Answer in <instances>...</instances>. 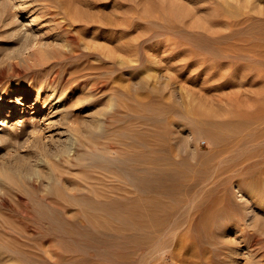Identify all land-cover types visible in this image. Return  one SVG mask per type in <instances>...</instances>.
<instances>
[{"label":"rangeland","instance_id":"rangeland-1","mask_svg":"<svg viewBox=\"0 0 264 264\" xmlns=\"http://www.w3.org/2000/svg\"><path fill=\"white\" fill-rule=\"evenodd\" d=\"M142 155L160 162L123 180ZM76 180L99 196L65 217L92 214L119 264H264V0H0L2 247L81 264L69 239L21 228L26 200L47 210L40 196Z\"/></svg>","mask_w":264,"mask_h":264},{"label":"bare ground","instance_id":"bare-ground-1","mask_svg":"<svg viewBox=\"0 0 264 264\" xmlns=\"http://www.w3.org/2000/svg\"><path fill=\"white\" fill-rule=\"evenodd\" d=\"M236 3H239V2H236ZM224 14V13H223ZM233 14V13H232ZM233 21V20H232ZM241 22V20L240 21H238V22H235L234 23V26H235V24H239ZM245 22V21H244ZM253 29V28H252ZM233 31V30H232ZM232 31H230V32H228V33H226V34H223L222 36L224 37V44L227 42V40H228V38H229V36L232 34ZM231 33V34H230ZM220 35V34H219ZM218 35V36H219ZM263 35V34H262ZM216 37V36H215ZM221 37V36H220ZM223 37H222V40H223ZM226 37V38H225ZM179 38H181V37H179ZM257 38V37H256ZM243 39V41H244V38H242ZM248 39L249 38H246L245 40L246 41H244V42H248ZM218 41V40H217ZM216 41V43H219V42H217ZM220 41V40H219ZM235 41V40H234ZM104 44V43H103ZM106 44V43H105ZM188 45L187 46H189L188 47V49H189V53L190 54H192L191 53V50H193V49H191V47L193 46L192 45V42H189V43H187ZM197 44V43H196ZM222 42L220 41V46L222 47ZM231 44H233V43H231ZM219 45V44H218ZM227 46V45H226ZM225 45H223V48L225 47V48H228V47H226ZM229 46V45H228ZM261 46V45H260ZM186 47V46H185ZM199 47V46H198ZM203 47V46H202ZM201 47V48H202ZM187 48V47H186ZM197 48V47H196ZM222 48V49H223ZM258 48V47H257ZM147 49V48H146ZM198 49H200V48H198ZM217 49L218 48H216V51H217ZM221 49V48H220ZM251 49V48H250ZM249 49V50H250ZM188 51V50H187ZM186 51V52H187ZM218 51H219V49H218ZM217 51V52H218ZM224 53H222V54H224V55H226L225 53H227V51H224V50H222ZM236 51H237V49H236ZM217 52H215V53H217ZM220 53H221V51H219ZM231 52V51H230ZM245 52V51H244ZM259 52V51H258ZM214 53V52H213ZM222 54H220L221 56H222ZM218 55V54H217ZM217 55L215 56V58L217 57ZM184 56H185V54H184ZM191 57V56H190ZM182 58V57H181ZM213 58V57H212ZM208 59V58H207ZM213 60V59H212ZM137 62V61H136ZM189 63V62H188ZM207 63V62H206ZM60 76V75H59ZM142 88V87H141ZM76 89V88H75ZM14 90L16 91V94L17 95H19V98H22V96L23 95H26L27 93H26V91L23 89V88H18V87H14L13 89H10L9 90V93H12V92H14ZM37 92V94L39 93V91L37 90L36 91ZM36 94V95H37ZM53 94V93H52ZM90 94V93H89ZM87 96H89L88 94H87ZM91 96V95H90ZM84 97H86V96H84ZM65 98H66V93L64 94V93H60L59 95H57V96H55V98L53 97V98H51V99H49L50 100V103L52 102H55V103H58V102H60V103H62L64 100H65ZM84 100H85V98H84ZM88 100V99H87ZM148 101V100H147ZM150 103V102H149ZM65 105V104H64ZM3 123H4V120H3ZM139 130V129H138ZM148 131V130H147ZM139 132V131H138ZM144 131H142L141 130V133H143ZM135 133V132H134ZM133 133V134H134ZM138 135V134H137ZM141 135V134H140ZM142 136V135H141ZM147 136V135H146ZM157 136V135H156ZM138 137L140 138V136L138 135ZM153 137V136H152ZM144 138H146L145 136L143 137V139L142 138H140V139H142L141 141H143V142H145L144 144H148L149 143V141H151L150 139H145L144 140ZM151 138V137H150ZM157 138V137H156ZM138 139V138H137ZM156 140V139H155ZM153 141V140H152ZM151 141V142H152ZM157 141V140H156ZM142 142V143H143ZM158 142V141H157ZM160 142V141H159ZM80 141H79V138L77 137V136H75V135H70L69 136V138H68V141H67V144L65 145V147H64V149H63V151L61 152V155L63 154L64 155V159L66 160V161H71L72 160V158H73V155L78 151V147L80 146ZM153 143H155V141L153 142ZM152 143V144H153ZM157 145V144H156ZM133 146V145H132ZM158 146V145H157ZM136 148V147H135ZM137 148H142V147H137ZM149 148H151V147H149ZM153 148V147H152ZM147 153V152H146ZM60 154V153H59ZM58 154V155H59ZM58 155H57V157H58ZM156 155V154H155ZM63 157V156H62ZM96 158H99V159H102V161H103V158H102V156H100V155H96L95 156ZM142 157H143V155H142ZM142 157H140V159L142 158ZM150 157V156H149ZM149 157H147V158H149ZM152 157V156H151ZM60 158V157H59ZM147 158L146 159H144V157H143V160H147ZM159 158V157H158ZM158 158H156V156L154 157H152V158H150V160H147V161H145V164L144 165H140V162H139V164H137L138 166H134V167H129V166H123L122 167V169H121V171L120 170H118V171H120V172H123L124 173V175H123V177H122V179L123 180H125L126 182H128V183H132V182H134V183H136V185H138V183L134 180H132V178L130 177L131 175V172H132V170L134 171V170H136V171H138V172H142V171H145V172H148V171H151V167L149 166V165H151V164H149V165H146V164H148V163H156V161H158L159 159ZM57 159V158H56ZM154 159H157L156 161L154 160ZM60 160V159H59ZM59 162V161H58ZM65 162V161H64ZM107 164H109V165H111V166H113V164H114V162H113V160L112 159H107L106 158V161H105ZM158 162H160V161H158ZM61 163V162H60ZM84 166V165H83ZM60 171H62V170H60ZM152 172V171H151ZM62 173L63 172H61V174H60V172L58 173V176H56V177H58L59 179H62L63 178V175H62ZM157 174V173H156ZM146 178V177H145ZM64 179V178H63ZM76 179H78V178H76ZM74 180V179H73ZM82 180V179H81ZM144 180V179H143ZM146 181L147 180H149V179H145ZM76 181H78V180H76ZM147 182H151L150 180L149 181H147ZM80 181H78V182H75V186H73L74 187V191L72 192V194H69V196L70 195H72L71 197H69L68 196V194H67V196H66V194L65 195H63L62 194V192H60L59 190H58V188H55L54 186H53V188L52 189H47L46 190V194L44 195V196H40L41 197V199L42 200H44V205L47 207L46 209L47 210H44L43 208V211H41V210H37L36 208H35V206L34 205H32V204H30V201L29 200H26V203H25V209L23 210V214H22V216H23V219H25L24 221H23V219H21L22 221H23V224L21 223V228L25 231L26 230V233H27V229L31 226V228H33L34 227V229H31V230H35L36 229V231L37 232H39V233H41L42 235H44V236H47V237H50V236H52V237H57V236H59V237H62V238H67V239H69L71 242H72V248H70L71 249V251H76V252H81L80 254H84L83 256H85V257H83V259L80 261L81 262V264H95L94 262H96L97 261V263H100V261L98 262V260H100L101 259V261L102 262H106V264H119V261H116V259H112L115 255L114 254H112L113 255V257H111L112 255H109V256H103L104 255V251L102 250V249H100V247H101V242H102V236L100 237L99 236V234H98V232L97 231H99V230H97V229H95V227L97 226V223H96V220H94L95 218H92L91 216H93L92 214H90L89 212H87V211H85V210H81V211H78L77 212V215H75L77 218H73V217H71V218H67V217H65V212H66V208H67V206H66V204H67V202H69V201H71V200H74L73 202H75V201H79V200H84V201H87V202H89V201H91L92 199L93 200H95L96 199V197H98L99 196V194H97V190H96V188H95V186H93L92 187V189H90L88 192H89V194H87V193H83V192H77L79 189V186H80ZM139 183H141V182H139ZM146 183V182H145ZM144 183V181H142V184H143V187L146 185ZM72 184V183H71ZM142 184H141V186H142ZM148 184V183H147ZM150 184V183H149ZM148 184V185H149ZM74 185V184H73ZM103 185V184H102ZM150 185H152V184H150ZM139 186V185H138ZM140 186V187H141ZM46 187V186H45ZM144 189V188H143ZM125 192V191H124ZM91 194V195H90ZM264 196V195H263ZM262 203V202H261ZM39 204V203H38ZM70 204V203H69ZM149 207V206H148ZM154 207V206H153ZM131 208V207H130ZM69 209V208H68ZM71 209V208H70ZM143 209V208H142ZM127 211H128V209H126ZM70 211V210H69ZM130 211V213H131V211L132 210H129ZM143 211H144V209H143ZM82 212V213H81ZM142 212V211H141ZM149 212V211H148ZM151 212V211H150ZM67 213V212H66ZM73 213V212H72ZM71 213V214H72ZM129 213V212H128ZM151 214V213H150ZM91 215V216H90ZM132 215V214H131ZM143 215V214H142ZM67 216V215H66ZM150 217V216H149ZM133 218V217H132ZM134 218H136V216L134 217ZM133 218V219H134ZM143 218V217H142ZM140 219H141V217H140ZM136 220V219H135ZM134 220V221H135ZM144 220H146V219H144ZM99 221V220H98ZM133 221V220H132ZM11 222V221H10ZM141 222V221H140ZM147 222V221H146ZM14 223V222H13ZM137 223V222H136ZM144 223V222H143ZM241 223V222H240ZM96 225V226H95ZM133 225V224H132ZM33 226V227H32ZM137 226V225H136ZM199 226V225H198ZM197 226V227H198ZM139 227V226H138ZM17 227H13V226H11L9 229H11L10 230V232L12 233V234H16V232H17V230L18 229H16ZM191 228V227H190ZM30 229V228H29ZM21 230V229H20ZM20 230H18V235L19 234H22L21 232H20ZM97 230V231H96ZM8 232V231H7ZM133 234V233H132ZM26 235V234H25ZM29 235V234H28ZM103 235V234H102ZM143 235H145V234H143ZM250 235V234H249ZM43 237V236H42ZM14 238L16 239V238H18L17 237V235H14ZM29 238V237H28ZM27 238V239H28ZM113 238H115V237H113ZM127 238H129V237H127ZM133 238V237H132ZM138 238V237H137ZM144 238V237H143ZM51 239V238H50ZM125 239V238H124ZM123 239V240H124ZM257 239V238H256ZM18 240V239H17ZM56 240V239H55ZM135 240L137 241V239H136V237H135ZM16 241V240H15ZM52 241V240H51ZM114 241V240H113ZM118 241V240H117ZM129 241V240H128ZM20 243L22 242V245L21 246H23V247H28L29 248V246H32L31 244H29L27 241H19ZM119 242V241H118ZM123 242V241H122ZM134 242V240L133 241H130V245L131 246H134V247H138V245L137 244H135V243H133ZM138 242V241H137ZM136 242V243H137ZM17 243H18V241H17ZM16 243V244H17ZM117 243V242H116ZM124 243V242H123ZM15 244V243H14ZM127 245V244H126ZM125 245V246H126ZM128 245H129V243H128ZM127 245V246H128ZM20 246V247H21ZM131 246H129V248L131 247ZM10 247V246H9ZM18 246L16 245V247H14V249H9V248H6L5 246H3L2 247V241L0 242V264H30L28 261H26V260H23L22 261V259H21V257L19 256V253H21V249H15V248H17ZM19 247V248H20ZM22 248V247H21ZM32 248H34V247H32ZM127 249H129L128 247H126ZM131 248H133V247H131ZM31 249V248H30ZM65 249V248H64ZM104 249L106 250H109L110 252L111 251H114V250H117V249H115L114 248V250L112 249V248H105L104 247ZM130 250V249H129ZM27 251H29V250H25V252H27ZM108 251V252H109ZM120 251V250H119ZM131 251V250H130ZM24 252V251H23ZM115 253V252H114ZM31 254V253H30ZM110 254V253H109ZM117 255L119 256V254H118V252H117ZM126 255H127V253H126ZM102 256V257H101ZM116 257V256H115ZM114 257V258H115ZM128 257V256H127ZM132 258V257H131ZM85 259V260H84ZM120 259V258H119ZM83 261V262H82ZM122 261H124V259H122ZM20 262H23V263H20ZM103 264V263H102ZM124 264V263H123ZM134 264V263H133Z\"/></svg>","mask_w":264,"mask_h":264}]
</instances>
